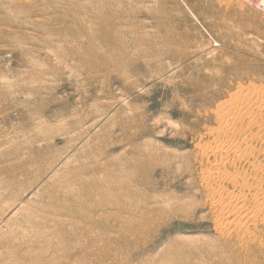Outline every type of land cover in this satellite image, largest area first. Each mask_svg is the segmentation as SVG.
<instances>
[{"label":"rangeland","instance_id":"rangeland-1","mask_svg":"<svg viewBox=\"0 0 264 264\" xmlns=\"http://www.w3.org/2000/svg\"><path fill=\"white\" fill-rule=\"evenodd\" d=\"M263 4L0 0V251L15 245L1 263L264 264V226L241 259L208 252L221 245L203 198L192 221L148 228L136 210L145 182L172 183L185 166L200 174L209 162L199 148L219 145L220 116L264 93ZM246 116L237 126L252 149L237 168L247 176L227 189L250 200L264 186V135ZM182 245L197 251L188 263Z\"/></svg>","mask_w":264,"mask_h":264},{"label":"bare ground","instance_id":"bare-ground-1","mask_svg":"<svg viewBox=\"0 0 264 264\" xmlns=\"http://www.w3.org/2000/svg\"><path fill=\"white\" fill-rule=\"evenodd\" d=\"M261 2L264 3V0H261ZM73 5H75V4H73ZM263 6H264V4H263ZM91 14H93V13H91ZM109 24L108 23L105 24V21H103L102 24H99V27L101 26V29H98L100 36H101L100 40L103 42V45H105L107 49H111V40H112L110 37L109 31L106 29V27ZM91 33H93V31H91ZM93 42H94V40H93ZM259 90H262V89L259 88ZM249 95L245 96V98L244 97L242 98L240 96V98L242 100L252 103L250 105V107L248 106L249 108L243 107L241 109H236V107H237L236 103L238 102V101H236L235 103H233V107H234V104L236 105V107H234L235 109L226 110L227 116L231 117V119L229 121L225 120L224 116L222 118V115L221 116L219 115L221 117L222 121H223V119L225 121L224 124L222 125V127L219 126L220 130L219 129H218V131L216 130L217 131L216 132L217 133L216 138H218L220 140L219 142H221V144L219 142H216L219 144L217 146L215 145L216 147H212V146H214V145H212L211 148H208V146H207V148H205V146H204V148L203 147L199 148V149H201L199 154L201 155L202 159L205 158V159H207V162H209L208 164H206V166H204L203 163H201L200 174L197 175L195 173L196 170H194L190 167H186V166L182 167L184 169L183 171L180 170V168H179L180 172H178V174H177V173L172 172L173 168H174V166L172 165V167H168V169H165L166 173H170V172L173 173L172 183L168 184V182L166 180H162L163 182H160V181L158 183L155 182V185H153L151 187H150L149 182H148V184H147V182L144 183L145 193H144V196L142 198V204L138 205L136 207V210H140L141 208L144 209L143 214H142V222L145 226H148V228L153 226V224H154L153 221H155L154 220L155 218H159L161 220V224L162 223L165 224V223L172 221V220L192 221L193 212H195L198 208H201L200 205H198V198H203L204 201H203L202 209H204V210L207 209L211 212V215H212L211 222L213 224V230H214L215 234L217 235V237L219 238L220 244H218V245H221V249L218 250L216 247V248L210 249V251H208V252L213 253V254H216L218 252H220L222 254L224 252V253L231 254V257L233 259H241V258H243L242 255H244V254H242V251L250 250V243L253 241H256L259 238L258 237L259 227L264 226V186L263 187L259 186L257 188L255 185L257 191L255 192V195H253L251 197L252 199H250V200L247 199L248 197L245 194V192H243V191H240V192L238 191L239 193L237 194L236 192L231 193L230 191H229L230 192L229 193L228 189H227V185L231 184L233 187L235 185L234 184L235 182L239 183L240 180L245 179L244 177L247 176L246 175L247 172H245L246 174L243 172L244 174L242 175V171L241 172L238 171L239 169L237 168V164L242 163L241 162L242 161L241 155L245 154V153L251 154L250 148L252 149V147H249V144H248V141L252 137L251 138L249 137L250 139L246 138V139L242 140V137H244V136L246 137V134H248L249 130L247 128H245V129H242V127L240 128V126H237V123H245L244 121L247 118L246 115H248L250 117L252 116L253 118H254V116L260 117V116L264 115V93L256 91V92L252 93V95L251 94H249ZM239 103H241V102H238V105H239ZM257 103L258 104L260 103V105H257ZM241 106H243V105H241ZM250 114H252V115H250ZM253 118H252L253 121H251V123L253 125L258 124L259 130H261V136H258L259 133L258 134L256 133L257 137L262 138V136L264 135V124L259 123L260 121H257V123L256 122L254 123ZM255 121H256V119H255ZM262 121L264 122V120H262ZM252 124H250V125H252ZM253 125H252V128H253ZM246 126H249V125H246ZM250 131H252V130L250 129ZM214 132H215V130L212 132V134H215ZM255 137H253V138H255ZM216 138H215V141H216ZM258 138H257V140H258ZM252 140H255V139H252ZM260 148H261V146H260ZM150 156H152V155L150 154ZM247 157H249V156H247ZM212 158L214 160L213 166H211L212 162L210 163V159H212ZM253 158H254V156H253ZM259 163L261 164V162H259ZM249 164H250L249 166L252 168V172L255 173L254 178H256L255 177L256 173L257 172L259 173V171L261 170L260 165H255V162L253 164H251V163H249ZM263 167H264V165H263ZM149 168H151V167L149 166L148 169ZM197 168H199V167H197ZM242 168H244V167H242ZM258 175H260V174H258ZM197 176H198V182H197ZM249 177L251 178V175L248 176V178ZM260 177H262V176H260ZM148 178H149V176L147 177V179ZM181 179H183V180L185 179L184 184L180 183ZM260 180H261V178L258 179L259 182H260ZM262 180H263V178H262ZM244 182L245 181H243V183ZM243 183L241 184L242 187L244 185ZM262 183H260V184L262 185ZM176 184H179V185L176 186ZM246 185H247V183H246ZM162 186H163V188H161ZM237 186H239V185H237ZM251 186H252V184H251ZM251 186H250V188H251ZM173 188H174V190H171ZM235 188H236V185H235ZM246 188H247V186L244 187V191ZM247 189L249 190V188H247ZM253 189H254V187H253ZM240 190H241V186H240ZM141 192H142V190H141ZM123 208H125V207H123ZM64 211L68 212V210H64ZM261 239H262V237H261ZM261 241H260V243H262ZM212 243L214 244V246H216L215 242H212ZM263 243H264V241H263ZM263 247L264 246H262V249H263ZM9 248L12 251L11 253L0 251V263H1V259L6 254L12 255V256L15 255V245H12ZM252 248L254 249L253 246H252ZM258 249H259V247H258ZM260 250H261V248H260ZM181 252H184L185 255L187 256V257H184V261H186L185 263H188L189 261H191V259L194 256H197V251H195L194 249H192V247H189L188 245H182L181 247L176 249L177 255H179ZM251 252H253V250ZM255 254L254 255L252 254V255L255 256ZM257 254H258V252H257ZM198 256H200V255L198 254ZM250 256H251V254H250ZM79 261H80V259H76L73 261L71 259H68L65 262H58L57 261V262H47V263L40 261L38 264H80ZM86 261H88V264H96L94 259H91V258L86 259ZM252 261H253V259H252ZM260 261H259V263H260ZM232 262L234 263L233 260H232ZM247 262H248V260H247ZM216 264H218V261L216 262Z\"/></svg>","mask_w":264,"mask_h":264}]
</instances>
